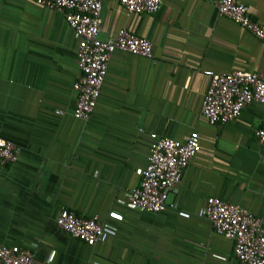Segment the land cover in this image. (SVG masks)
I'll return each mask as SVG.
<instances>
[{
  "label": "crops",
  "instance_id": "crops-1",
  "mask_svg": "<svg viewBox=\"0 0 264 264\" xmlns=\"http://www.w3.org/2000/svg\"><path fill=\"white\" fill-rule=\"evenodd\" d=\"M217 2L163 0L156 13L129 14L120 0H104L100 38L127 28L153 41L154 56L115 51L85 121L74 116L79 40L64 15L0 0V138L19 153L0 162V243L32 250L34 264H239L204 205L209 196L239 203L264 229V143L255 134L264 102L223 124L201 110L214 73H264V42L221 16ZM242 2L264 23V0ZM193 131L201 147L167 209L129 208L150 134L187 139ZM65 207L111 231L95 245L71 236L57 224Z\"/></svg>",
  "mask_w": 264,
  "mask_h": 264
},
{
  "label": "built area",
  "instance_id": "built-area-1",
  "mask_svg": "<svg viewBox=\"0 0 264 264\" xmlns=\"http://www.w3.org/2000/svg\"><path fill=\"white\" fill-rule=\"evenodd\" d=\"M40 6L61 12L79 40L80 77L74 87L78 101L74 116L88 121L97 105L112 55L117 50L152 58L154 43L127 28H121L108 39L100 38L104 0H30ZM129 14L156 13L163 0H120ZM219 14L239 24L264 42V23L254 20L242 0H218ZM253 100L264 102V73L232 70L214 73L205 94L202 115L211 124L237 120L244 107ZM62 112V111H59ZM264 143V122L255 131ZM200 137L193 131L187 139L150 134L148 164L140 181L132 189L128 207L141 211L161 212L168 207V195L181 181L191 159L200 150ZM18 147L0 138V162L18 160ZM204 214L215 230L233 241L239 264H264V229L262 219L239 203L216 196L205 200ZM58 226L89 245L99 242L111 231L97 216L83 217L70 208H62ZM1 264H34V253L28 248L15 250L0 243Z\"/></svg>",
  "mask_w": 264,
  "mask_h": 264
}]
</instances>
